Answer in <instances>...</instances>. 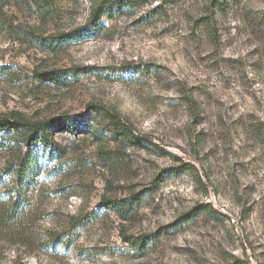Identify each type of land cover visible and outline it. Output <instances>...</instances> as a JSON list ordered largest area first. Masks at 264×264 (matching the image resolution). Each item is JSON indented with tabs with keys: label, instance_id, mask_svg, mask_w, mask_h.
<instances>
[{
	"label": "rangeland",
	"instance_id": "rangeland-1",
	"mask_svg": "<svg viewBox=\"0 0 264 264\" xmlns=\"http://www.w3.org/2000/svg\"><path fill=\"white\" fill-rule=\"evenodd\" d=\"M104 1L54 0L41 15L30 0H0V66L12 73L0 78V118L77 126L54 134L67 170L44 183L33 173L21 190L0 264H264V0H135L89 23ZM65 35L74 40L54 49L41 41ZM106 112L132 135L114 139ZM20 140L0 131V173ZM102 196L126 200V219Z\"/></svg>",
	"mask_w": 264,
	"mask_h": 264
},
{
	"label": "trees",
	"instance_id": "trees-1",
	"mask_svg": "<svg viewBox=\"0 0 264 264\" xmlns=\"http://www.w3.org/2000/svg\"><path fill=\"white\" fill-rule=\"evenodd\" d=\"M38 9L39 14L43 15L49 11L54 0H30ZM137 3L135 0H106L99 5L94 6L90 12L89 23H96L101 16L107 15L111 17L112 12H126ZM1 6V2H0ZM9 19L1 13L0 10V29L5 28ZM68 37L74 40V35L57 36L53 38H42L43 45L54 49L61 43H65ZM69 40V39H68ZM11 67L7 65L0 66V78L9 77L11 75ZM35 78L40 82H49L54 85H62L67 81L65 74L58 71H35ZM106 126L110 128L112 137L116 140L127 139L132 135V130L129 125L123 122L119 115L115 112H106ZM77 127L74 121L65 119H30L20 113H12L9 117L0 118V131L10 133L16 132L21 137L25 150L19 154L18 159L13 164L4 166L0 173V187L3 191L0 192V232L8 230V227L15 226L18 228L21 224L23 215L24 193L23 188L27 181L33 177V173L39 171V182L44 183L45 179L53 172L66 171L67 168L63 165V157L67 154L54 140V134L63 130H75ZM83 132L92 137L100 136L97 130L93 131L92 126H83ZM101 156L108 161L107 154L100 152ZM39 154L46 157L39 160ZM52 160V162H50ZM53 170V172H51ZM57 170V172L55 171ZM43 173V174H41ZM10 178V182H7ZM110 187V182L106 183ZM101 205L115 211L121 218L126 219L130 210L126 208V200L110 199L106 196L101 197ZM78 217V216H77ZM51 243L60 246L64 243V236L56 233L50 235Z\"/></svg>",
	"mask_w": 264,
	"mask_h": 264
}]
</instances>
